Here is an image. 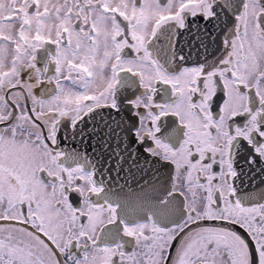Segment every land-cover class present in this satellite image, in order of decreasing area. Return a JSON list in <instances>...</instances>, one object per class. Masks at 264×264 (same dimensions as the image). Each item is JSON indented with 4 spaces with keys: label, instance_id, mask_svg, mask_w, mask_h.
I'll return each mask as SVG.
<instances>
[{
    "label": "snow or ice",
    "instance_id": "6c2138e0",
    "mask_svg": "<svg viewBox=\"0 0 264 264\" xmlns=\"http://www.w3.org/2000/svg\"><path fill=\"white\" fill-rule=\"evenodd\" d=\"M61 132L174 175L114 200ZM245 177L264 184V0H0V264H264Z\"/></svg>",
    "mask_w": 264,
    "mask_h": 264
},
{
    "label": "flooded vegetation",
    "instance_id": "af4514ba",
    "mask_svg": "<svg viewBox=\"0 0 264 264\" xmlns=\"http://www.w3.org/2000/svg\"><path fill=\"white\" fill-rule=\"evenodd\" d=\"M129 57L133 55L130 50H125ZM195 57H193L194 59ZM27 79V77H24ZM158 88L165 87L163 85H157ZM39 94V90H36ZM143 93V89H138L137 87H129L125 95L135 94L140 95ZM156 103H161L163 101V96L161 93H157L153 97ZM135 109H125L120 115L125 118L126 124L138 123V117L133 116ZM141 113L145 112V109H139ZM120 117H117L119 119ZM175 117L169 116L162 118L161 120V135L170 131L175 127ZM61 142L60 147L66 151L72 152L76 151L85 155L93 165L96 166L97 172L95 178L97 181L103 180L105 191L110 195L114 200L118 199L120 202H125L129 196H132L136 193H139L145 186V184L151 185L155 182L157 185H161L164 181L170 176L174 175V165L164 164L163 162L153 161L151 158H148V162H145L143 156L140 157L136 163H132L131 159L128 162H124L122 167L117 165L115 159H111L107 155H101V150L93 149L92 142L87 138L81 140L77 135L75 139L72 138L71 133L69 132L67 136L63 132L60 133ZM167 169V172H166ZM218 171V166L216 167ZM251 175V174H250ZM158 178V179H157ZM249 192H258L264 189V184L260 183V177H257L255 183H248L247 177H245V183L242 185ZM73 203L78 204L79 197L76 194H73ZM96 197L93 196V200ZM102 202V201H101ZM208 224L220 223L208 221ZM129 241L127 246V251L131 252L135 248V241L132 238H125ZM173 253L175 249L171 250ZM117 264H119L118 258Z\"/></svg>",
    "mask_w": 264,
    "mask_h": 264
},
{
    "label": "water",
    "instance_id": "95a60500",
    "mask_svg": "<svg viewBox=\"0 0 264 264\" xmlns=\"http://www.w3.org/2000/svg\"><path fill=\"white\" fill-rule=\"evenodd\" d=\"M166 172H167V169H166Z\"/></svg>",
    "mask_w": 264,
    "mask_h": 264
}]
</instances>
